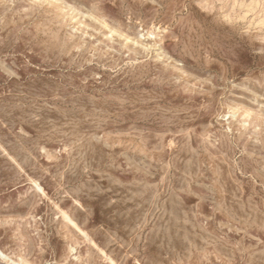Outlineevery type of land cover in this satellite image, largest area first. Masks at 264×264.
Here are the masks:
<instances>
[{
    "label": "rangeland",
    "instance_id": "rangeland-1",
    "mask_svg": "<svg viewBox=\"0 0 264 264\" xmlns=\"http://www.w3.org/2000/svg\"><path fill=\"white\" fill-rule=\"evenodd\" d=\"M0 264H264V0H0Z\"/></svg>",
    "mask_w": 264,
    "mask_h": 264
}]
</instances>
